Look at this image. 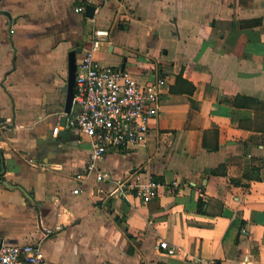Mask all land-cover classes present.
<instances>
[{
  "label": "crops",
  "instance_id": "0c3cea01",
  "mask_svg": "<svg viewBox=\"0 0 264 264\" xmlns=\"http://www.w3.org/2000/svg\"><path fill=\"white\" fill-rule=\"evenodd\" d=\"M96 29V61L165 85L144 140L78 183L90 146L61 126L67 55ZM137 177L155 199L121 196ZM0 242L48 264H264V0H0Z\"/></svg>",
  "mask_w": 264,
  "mask_h": 264
},
{
  "label": "built area",
  "instance_id": "2783aa9c",
  "mask_svg": "<svg viewBox=\"0 0 264 264\" xmlns=\"http://www.w3.org/2000/svg\"><path fill=\"white\" fill-rule=\"evenodd\" d=\"M84 10V6L74 8L75 13H84ZM107 35L106 30H94L91 47L76 62L73 105L65 126L84 136L90 146L85 173L74 177L78 183H83L86 176L96 172L97 164L108 149L128 150L144 140L150 120L158 114L160 88L165 85L164 79L141 85L127 72L103 66L96 61L95 53L100 41ZM59 130V127H55L52 135L56 136ZM95 175L97 183L109 178V174L104 171L96 172ZM170 186L175 189L178 184L175 181ZM118 187L122 197L134 193L142 202L148 203L157 197L163 186L152 179L142 182L137 177ZM80 192L79 186L72 191L74 195ZM158 248L169 258L180 253L179 249L167 242H160ZM184 260H188V255H184ZM0 264L48 263L40 248L29 244L22 247L2 245Z\"/></svg>",
  "mask_w": 264,
  "mask_h": 264
},
{
  "label": "water",
  "instance_id": "95a60500",
  "mask_svg": "<svg viewBox=\"0 0 264 264\" xmlns=\"http://www.w3.org/2000/svg\"><path fill=\"white\" fill-rule=\"evenodd\" d=\"M95 9L92 6H87L85 10V15L92 19L94 16ZM81 49L76 48L70 51L67 55V81L64 87V92L66 95L64 106H63V114L61 118V126L65 127L68 115H70L71 107L73 105L74 98V84H75V68H76V56L80 54ZM224 214H227V210H224ZM2 243L0 242V247Z\"/></svg>",
  "mask_w": 264,
  "mask_h": 264
},
{
  "label": "trees",
  "instance_id": "16d2710c",
  "mask_svg": "<svg viewBox=\"0 0 264 264\" xmlns=\"http://www.w3.org/2000/svg\"><path fill=\"white\" fill-rule=\"evenodd\" d=\"M245 24H248L249 26H253L254 24H251V23H245ZM198 204H201V202H199Z\"/></svg>",
  "mask_w": 264,
  "mask_h": 264
}]
</instances>
